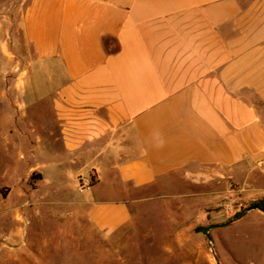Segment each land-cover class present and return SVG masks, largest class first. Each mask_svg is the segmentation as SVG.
I'll return each mask as SVG.
<instances>
[{"label":"crops","instance_id":"crops-1","mask_svg":"<svg viewBox=\"0 0 264 264\" xmlns=\"http://www.w3.org/2000/svg\"><path fill=\"white\" fill-rule=\"evenodd\" d=\"M0 106L104 235L195 165L264 197V0H0Z\"/></svg>","mask_w":264,"mask_h":264},{"label":"rangeland","instance_id":"rangeland-1","mask_svg":"<svg viewBox=\"0 0 264 264\" xmlns=\"http://www.w3.org/2000/svg\"><path fill=\"white\" fill-rule=\"evenodd\" d=\"M12 116L0 106V264H264V219L251 209L264 199L260 185L191 166L136 193L128 225L104 235L85 217L78 186H53L38 169Z\"/></svg>","mask_w":264,"mask_h":264},{"label":"built area","instance_id":"built-area-1","mask_svg":"<svg viewBox=\"0 0 264 264\" xmlns=\"http://www.w3.org/2000/svg\"><path fill=\"white\" fill-rule=\"evenodd\" d=\"M262 168L264 170V161L262 164ZM93 183H94V179H93L92 175L80 176L79 177V183H78L79 191L81 193H84L86 191L91 190Z\"/></svg>","mask_w":264,"mask_h":264},{"label":"trees","instance_id":"trees-1","mask_svg":"<svg viewBox=\"0 0 264 264\" xmlns=\"http://www.w3.org/2000/svg\"><path fill=\"white\" fill-rule=\"evenodd\" d=\"M253 205H257L258 206V209H260L261 211L264 212V199H260V200H257L253 203ZM245 212H238L236 215H235V219H239L241 218L242 216H244Z\"/></svg>","mask_w":264,"mask_h":264},{"label":"water","instance_id":"water-1","mask_svg":"<svg viewBox=\"0 0 264 264\" xmlns=\"http://www.w3.org/2000/svg\"><path fill=\"white\" fill-rule=\"evenodd\" d=\"M251 209H258V206H257V205H254V206L251 207ZM231 222H232V221H231ZM208 231H209V229H207V235L209 236L210 234H209Z\"/></svg>","mask_w":264,"mask_h":264}]
</instances>
